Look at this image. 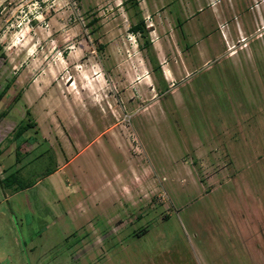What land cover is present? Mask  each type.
Segmentation results:
<instances>
[{
    "label": "rangeland",
    "instance_id": "obj_1",
    "mask_svg": "<svg viewBox=\"0 0 264 264\" xmlns=\"http://www.w3.org/2000/svg\"><path fill=\"white\" fill-rule=\"evenodd\" d=\"M136 1L0 0V259L264 264V0Z\"/></svg>",
    "mask_w": 264,
    "mask_h": 264
},
{
    "label": "trees",
    "instance_id": "obj_2",
    "mask_svg": "<svg viewBox=\"0 0 264 264\" xmlns=\"http://www.w3.org/2000/svg\"><path fill=\"white\" fill-rule=\"evenodd\" d=\"M133 3L138 8V11H140L138 2L136 0H133ZM131 29L134 32H140L142 35H144L146 37V40H145L146 46H148V47L152 46L151 40L148 38L146 24H145V20L143 17L140 16V19L134 25L131 26ZM153 59L155 60V58H153ZM154 68L159 71L161 66L156 64L154 66ZM28 128H29V124H24V123L19 124L15 135L17 137L21 136ZM25 187H28V186H24L22 189H24Z\"/></svg>",
    "mask_w": 264,
    "mask_h": 264
},
{
    "label": "crops",
    "instance_id": "obj_3",
    "mask_svg": "<svg viewBox=\"0 0 264 264\" xmlns=\"http://www.w3.org/2000/svg\"><path fill=\"white\" fill-rule=\"evenodd\" d=\"M170 73L168 72V75H169ZM59 170V168L57 169V171ZM52 174V173H51ZM11 263H15L14 262V259L13 258H8V257H5V258H1L0 259V264H11Z\"/></svg>",
    "mask_w": 264,
    "mask_h": 264
}]
</instances>
